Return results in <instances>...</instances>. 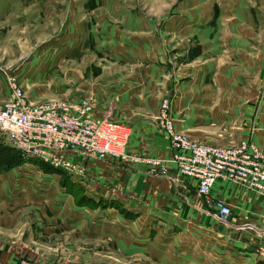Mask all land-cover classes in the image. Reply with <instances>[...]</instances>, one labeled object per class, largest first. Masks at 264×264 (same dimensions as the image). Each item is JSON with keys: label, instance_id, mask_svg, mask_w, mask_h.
<instances>
[{"label": "crops", "instance_id": "crops-1", "mask_svg": "<svg viewBox=\"0 0 264 264\" xmlns=\"http://www.w3.org/2000/svg\"><path fill=\"white\" fill-rule=\"evenodd\" d=\"M127 44L123 53L114 57L117 64L110 61L107 71L103 66L105 80H118L116 93L103 88V101L109 104L115 100L116 106H101V111L96 107L94 113L126 123L131 133L126 148L170 156L169 140L151 119L159 106H145L143 96L156 93L170 97L177 130L193 140L223 145L207 137L201 129L203 124L191 117L190 106L183 105L190 92L197 89L207 94L220 86V80L231 79L230 74L213 70V65L209 69L210 63L205 61L192 66L181 64L176 72L171 68L169 71L168 57L163 56L156 42L140 41L129 45L132 50L128 51ZM8 97V89L0 80V103ZM248 135L264 149V124L261 129L247 131ZM113 160L109 157L97 161L101 165L88 170L91 178L85 186L100 192L107 201L114 200L124 211L109 206L99 210L69 193L65 197L60 187L40 182L41 170L32 172V179H28L29 167L0 171V264H17L24 257L50 264L261 262L255 248L264 245L263 195L230 181L215 182L209 195L231 208L230 220L223 223L208 213L213 211L211 201L198 194L195 179L183 177L174 182L164 176L152 177L145 165ZM169 172L175 173L173 164ZM101 176V182L96 183ZM95 178L98 181H92ZM105 186L117 192L105 193Z\"/></svg>", "mask_w": 264, "mask_h": 264}, {"label": "rangeland", "instance_id": "rangeland-1", "mask_svg": "<svg viewBox=\"0 0 264 264\" xmlns=\"http://www.w3.org/2000/svg\"><path fill=\"white\" fill-rule=\"evenodd\" d=\"M140 41H154L162 48L169 71L205 61L210 63L209 69L213 65V70L228 72L231 79L220 80V86L207 94L195 89L185 97L183 106H190L195 123L203 124L204 134L216 144L252 139L264 152L247 136V131L264 124V0H0V80L8 89V77H16L29 104L89 97L94 113L96 107L101 111V106H116L115 100L103 101V88L115 93L118 89V80L104 79L103 66L107 71L110 61L117 64L114 57L123 53L126 42H131L128 51L132 50L129 45ZM8 92V99L0 104L9 101ZM143 97L145 106H160L163 100L171 106L170 97L161 93ZM158 111L151 114L156 124ZM103 114H98L100 119L107 117ZM104 123L116 137L115 146L126 155L114 157V163L145 165L152 176L149 165L130 157L164 156L127 149L131 133L126 123L112 116ZM1 145L12 147L19 155H14L17 162L9 167L30 168L28 179L41 170L40 182L60 187L65 197L69 193L75 199L90 200L99 210L109 206L124 211L114 200L107 201L85 186L91 178L88 170L100 166L99 160L72 156L71 162L83 168L75 176L64 167L26 156L0 133ZM99 178L92 181L99 183L102 176ZM115 190L105 186L104 192Z\"/></svg>", "mask_w": 264, "mask_h": 264}, {"label": "built area", "instance_id": "built-area-1", "mask_svg": "<svg viewBox=\"0 0 264 264\" xmlns=\"http://www.w3.org/2000/svg\"><path fill=\"white\" fill-rule=\"evenodd\" d=\"M7 86L10 98L0 104V133L26 156L64 167L75 176L83 168L71 162L72 156L94 160L126 157L115 146L116 137L104 126L107 118L94 116L91 98L29 104L16 77L9 76ZM156 118L158 128L169 140L170 156H129L135 162L149 165L152 176L168 177L174 182L183 177L195 179L198 194L211 201L212 214L223 223L230 220L231 208L209 195L218 180L230 181L264 196V152L252 140L242 139L226 146L193 140L176 129L167 100L161 102ZM170 164L175 166V173L169 172ZM255 251L264 261V245H258ZM17 264L50 263L24 257Z\"/></svg>", "mask_w": 264, "mask_h": 264}, {"label": "trees", "instance_id": "trees-1", "mask_svg": "<svg viewBox=\"0 0 264 264\" xmlns=\"http://www.w3.org/2000/svg\"><path fill=\"white\" fill-rule=\"evenodd\" d=\"M10 151H12L11 156H9ZM13 151L14 150L12 147L3 146V145L0 146V171H3L5 169L10 168L9 166L12 163H15L16 157L14 155H17V154H14L15 152H13ZM17 156H19V155H17ZM11 159H12V161H11ZM87 201L89 202L90 200H87Z\"/></svg>", "mask_w": 264, "mask_h": 264}, {"label": "bare ground", "instance_id": "bare-ground-1", "mask_svg": "<svg viewBox=\"0 0 264 264\" xmlns=\"http://www.w3.org/2000/svg\"><path fill=\"white\" fill-rule=\"evenodd\" d=\"M50 165V164H49Z\"/></svg>", "mask_w": 264, "mask_h": 264}]
</instances>
